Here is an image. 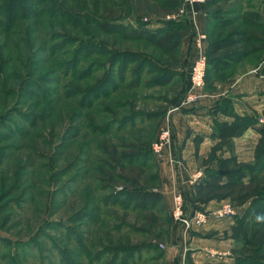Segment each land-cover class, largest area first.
<instances>
[{"label": "rangeland", "instance_id": "1", "mask_svg": "<svg viewBox=\"0 0 264 264\" xmlns=\"http://www.w3.org/2000/svg\"><path fill=\"white\" fill-rule=\"evenodd\" d=\"M163 2V0H46L41 4V7L44 8L42 17L47 22L42 24L39 21V25L34 24L33 27H36V31L30 33L27 39L25 29L24 32H21V30L25 27L28 29L29 19L17 21L16 24L19 26H13L10 32L12 36L6 37V32L0 34V68L1 64L6 65L5 71H0L1 238H8L13 242L27 241L31 239V236L35 238L37 236L35 235L33 237L35 232L39 231V227L47 221H65L74 212L81 209L85 205V195L81 189L87 187L89 183L85 182L79 191L73 193L74 185L72 181L75 173L82 169H85L82 172L87 174V176L93 175L100 177L103 182L111 184L117 189H120L122 184L116 181V174H122L129 178V183L124 184L127 188H148L153 185L152 182L146 181L144 177L148 172L153 175L155 173L154 167H151V165L148 169L139 167L137 165L140 163L139 158L134 160L137 166L129 165L128 159L124 161L128 167H124L120 164L118 157L121 153H130L150 145L153 136H156L162 125L168 108L177 104V102H171L182 92L183 80L178 79L169 87L155 86L150 89L138 91L122 88L121 91L114 93L110 98H99L93 107L97 111H86L88 114L95 116L92 120L97 124L107 122L113 116L116 118L122 116L123 113L118 111V107L124 101H126L124 106L129 107L125 111L129 112L132 109L150 114L166 111L157 120H151L143 116L141 123H139L140 128L138 129H129L121 133L114 131L116 124L112 123L110 125L111 133L94 136L87 132L86 128H82V132L69 141L64 139L66 129L70 128L73 130L79 128L83 120L78 114L81 109L75 102V99L77 100L78 98V92L101 78L103 74L101 63L107 61L108 56L98 55L94 49H90L91 51L85 50L83 57L78 60V63L73 64V73H71V76L57 84H48L45 81L52 80L55 76H59L62 73L60 60L63 57H65V60L72 58L73 50L79 46L80 39L91 40L110 48L137 50L149 55L159 64L164 66L174 65L176 57H179L174 52H164L143 40L123 39L121 38L125 37L123 34H118L119 36H117L116 34L106 33L97 28L98 25H101V22L105 21L112 22V24L117 23V25L129 23L135 25L139 22H146L150 28H155L157 26L156 24L168 20L167 15L174 13L178 9L168 10L167 6H163ZM61 3L70 8L73 17L77 19L81 18L82 26L84 27L81 33H78L80 28L77 23L73 30L69 29V32L73 36H76L77 41L67 45L64 49L62 45L60 46L62 44L60 39L46 43L47 38H42L40 35L41 32H48L49 34H53V32L55 34L59 33L58 25L64 19L58 15L60 11H55L54 14H50V12L58 8ZM238 6L258 11L261 22L264 23V0H215V4L209 8V18L214 21L215 19L232 17L234 14L231 10ZM243 28L235 22L228 27H224L220 34L224 36L226 33ZM244 29L247 30L246 28ZM262 29H264L263 24L262 28L259 25L256 30L248 29V34L262 37V41L256 44L254 42L252 43L254 47H264V32L262 33ZM217 32L218 30L214 32L213 37L218 35ZM19 44L22 47H19ZM42 47H47V50H50L46 52ZM241 47L243 48V45L239 43L232 45L230 48ZM22 48H26V52L23 55L21 53L19 54L22 60L18 66L15 64V60L18 61V49ZM64 50L68 51L69 55L61 56ZM53 52L57 53H55L54 57H51ZM257 54L259 53L253 55L255 57L252 56V58L256 59ZM193 55L192 57H194ZM255 59H251L250 57L237 64L233 72L227 77L231 79L234 72L244 71L247 66L255 65ZM55 60H59L57 65H54ZM89 63L93 64L90 68L93 73L89 74L86 78L83 77L84 79H80L78 76L76 77L74 72L78 74L80 71L79 74L84 76L85 73L82 69L86 68ZM138 63H134L132 67H135ZM145 64L143 67L144 71L147 68V63ZM255 68H257V71L252 72V69ZM252 69H250L249 73L260 74L259 67H253ZM144 75L145 78L142 82H145L150 76H153V74L150 75L149 73ZM40 78L43 79L41 81L39 80V83L38 79ZM67 83H70V88L73 86L71 89L73 99L57 100L59 94L65 89L63 85L66 86ZM39 85L42 88L49 89L47 94L49 96L48 98L45 99V97H42L44 95L39 90ZM74 89H78L79 91L76 90L77 92H75ZM74 92L76 94H73ZM200 92L202 94L205 93L204 87ZM51 98L53 99L51 100ZM124 106H121L119 109L123 111ZM35 117H39L38 120ZM139 119L141 120V118ZM139 119L137 117L135 121ZM37 121H40L37 123V126L32 127L34 122ZM19 129H23V133L27 131L28 135L22 137L24 135L19 134ZM94 138L100 140V143L106 151L108 150L110 155L108 153L105 155L101 152H94L92 158L84 166L79 165L75 167L73 160L79 148L83 147V142L91 141ZM170 145L165 146V148H169ZM223 146L228 147L232 155V146L228 143H224ZM218 156L221 157L220 155ZM103 162H105V165L115 167L110 169V167L104 166L102 164ZM208 164V162L205 163L203 169ZM261 166L262 168L257 173L253 182L249 184L245 182L244 185L236 186L232 189L230 197L217 201L220 203L224 201L225 203H230L232 206L239 205L241 209H245L250 205L251 197L238 203V199L235 198L240 196V194L250 193L251 196H263L264 198V162H262ZM226 191H228V188H225L224 192ZM255 204L256 207L264 208V200H258ZM24 208L25 210L27 208L29 209L23 212ZM112 210L118 216L128 221L130 225L147 230V234L141 233L132 237L128 234L113 235L112 238H122L121 242H128L134 245L147 241H153L161 248H163L161 246L162 244H165L164 247L169 245V240L166 242L165 233L166 230L171 231V225L168 224L166 216L160 211L146 209L135 213H125L122 210ZM174 222L180 223L179 220H174ZM181 226L186 229L191 227H186L182 224ZM51 234L61 245L69 249L73 248V244L65 241L60 234L58 235L54 232H51ZM37 240L39 242V235L37 236ZM7 243L5 240L0 239V257L8 253L9 247L6 246ZM260 244L262 245V251L257 253L255 250ZM34 247L32 246V249H23L27 254L24 260L27 261L22 264H39V252L37 249L35 251ZM246 250L245 252H248V254L256 253L258 258L264 262V231L258 236L255 244ZM34 253L35 255H33ZM148 258H152L153 261L146 262L145 264H161L160 259H157V252L152 253Z\"/></svg>", "mask_w": 264, "mask_h": 264}, {"label": "trees", "instance_id": "2", "mask_svg": "<svg viewBox=\"0 0 264 264\" xmlns=\"http://www.w3.org/2000/svg\"><path fill=\"white\" fill-rule=\"evenodd\" d=\"M45 1L46 0H0V34L6 32V37L12 36L10 32L13 26L17 25V21L29 19L28 29L25 27L21 30V32H24L25 29V36L27 39L30 33L36 31V27H33L34 24L39 25V21L42 24L47 22L44 20L45 18L42 17L44 8L41 7V4ZM163 1V6H167L168 10H174L180 5L181 0ZM204 4L207 12L204 90L208 92L215 90L218 83L225 82L230 78L227 76L233 72L237 64L250 57L251 59H255L252 58V56L256 53L259 54L256 55L257 58L254 62L255 66L260 64V75L264 76V47H254L252 44L253 42L256 44L262 41V37L259 36V38L253 34H248V29L256 30L257 26L260 25L262 28V24L264 25V23L261 22L259 12L238 6L231 10L234 16L215 19L213 21L209 18V8L215 4V0H206ZM55 11H60V13H57L64 19V21L58 25L59 33L55 34L53 32V34H49L48 32H41L40 35L42 38H47L46 43L60 39L62 41L60 46L62 45L64 49L67 45L77 41L76 36H73L69 32L73 30L74 26L76 27V23L80 28L78 33H81L84 27L82 26L81 18L77 19L73 17L70 8L66 7L63 3L59 4L58 8L53 9L50 14H54ZM235 22L238 23V26L244 27L247 30L243 28L241 30L237 29L234 30V32L226 33L224 36L220 34L224 27H228ZM101 25H98L97 28L103 32L113 33L117 36H119L118 34H123L125 36L121 37L123 39L143 40L164 52H174L179 57L175 56L176 61L174 65L164 66L157 63L149 55L143 54L137 50L110 48L91 40H82L79 38V46L77 45L78 47L73 50L72 58L65 60V57H63L60 60L62 73L59 76H55L52 80L45 81L46 83L57 84L63 79L71 76V73H73V64L78 63V60L83 57V52L85 50L91 51L90 49H94L96 54L106 55L108 59L101 63V70L103 71L101 78L81 91L76 89L79 92L75 102L81 109L78 114L83 120L79 128L73 130L70 128L66 129L64 133V139L66 141L78 136L82 132V128H86L87 132L94 136H101L111 133L110 125L113 123L116 124V129H114V131L123 133L129 129L140 128L139 123H141L143 116L151 120H157L165 114L166 110L154 114L133 109L131 112L125 111L129 109V107L124 106L126 104V101H124L120 107H118V111L123 113L122 116L119 118L113 116V118H110L107 122H101L100 124L95 123L92 120L95 116L88 114L86 111H97L93 107L99 98H110L114 93L121 91L122 88L138 91L150 89L155 86L169 87L178 79H181L183 80V86L181 87L183 90L181 89L182 92L180 91L181 93H179L171 103L178 102L187 89V72L189 69L188 66L190 67V65L187 66V64L192 62L193 57H190V50L188 49L186 58L180 60V43L181 38L189 26L181 21L171 20H166L155 28H150L146 22H139L135 25L131 23L117 25V23L112 24V22L105 21L101 22ZM217 30L218 35L213 37L214 32ZM263 32L264 29H262V33ZM239 43L243 45V48H230L232 45ZM19 47H22V45L19 44ZM42 48L46 50V52L50 50H47V47ZM18 50V61L15 60V64L19 66L22 60L19 54L21 53L23 55L26 52V48ZM55 53L57 52H53L51 57H54ZM65 55H69V52L66 50L63 51L61 56ZM135 61L139 63L135 67H132L134 63H136ZM58 63L59 60L54 61V65ZM145 63H147L146 71L143 69L146 65ZM92 65V63H89L86 68L82 69L86 75L84 74V76H81V74H79L80 71L78 74L74 72L75 76H78L80 79L88 77L89 74L93 73L90 69ZM5 69L6 65L1 64L0 71L4 72ZM147 73L150 75L153 74V76H150L145 82H142L145 78L144 74ZM41 79L43 78L38 79V81H41ZM2 84H4V82H2ZM39 86V90H41V93L44 95L42 97H45V99L48 98L49 96H47V94L49 89L45 87L42 88L41 85ZM63 87H65V89L59 94L57 100L73 99L71 95L73 86L70 88V83H67V85H63ZM76 90L74 89L75 92H77ZM75 92L73 94H76ZM52 99L53 98H51V100ZM121 106H124L123 111L119 109ZM108 111L110 110L108 109ZM217 111L231 116L232 120L223 121L216 118L213 119L210 137L218 140V142L212 147L211 152L207 158L204 159V162L207 163L208 161L215 160L216 168L207 165L204 169L203 176L200 177L193 186V209L204 212L205 210L202 209V205H206L211 200H221L230 197L232 189L236 186L244 185L245 182L246 184L253 182L257 173L262 168V162H264V122L259 123L258 115L256 113L236 114L233 110L230 98L226 97L222 98L216 104L214 112ZM103 114L105 113L103 112ZM262 114L264 116V108ZM137 117L138 119L141 118V120L135 121ZM35 118L38 120L39 117ZM38 122L40 121L34 122L32 127L37 126ZM86 123L87 125H85ZM247 128H252L259 134L254 148L252 162L238 161L234 154L227 158L219 157L216 154L215 150L220 149L224 143L233 146L231 139L240 135ZM18 132L24 135L22 137L28 135L27 131L23 133V129H19ZM155 137L156 136H153L148 147L140 148L130 153H121L118 157L120 164L124 167H128L126 162H124L128 159V164L131 166L139 165V167L147 169L150 168V165L154 167L155 173L152 175L148 172L144 177L146 181L153 183L152 186L148 188H127L124 184L129 183V178L122 174H116V181L122 184V187L117 189L115 186L103 182L100 177L93 175L87 176V174L82 172L85 171V169L76 172L72 181L74 185L73 193L79 191L85 182H88L90 185L81 189L85 195V205L74 212L65 221H47L44 225L40 226L39 231L35 232L33 235V237L39 235V242L37 236L35 238L31 236V239L27 241L16 242L8 238L0 237V239L8 242L6 246L9 247L8 253L0 257V264H22L26 262L27 260H24V257L26 258L27 254L23 249H32V246H35V251L37 249L39 252V264H145L146 262L153 261L152 258L148 257L155 252L158 253L157 259H160L161 264H163L165 244H162L163 248L153 241L134 245L128 242H121L122 238H112L113 235L119 236L128 234L132 237L141 233L147 234V230L130 225L128 221L118 216L112 209L122 210L125 213H135L146 209L158 210L166 216L168 224L171 225L172 216L164 204L162 193L158 190L160 184L158 164L151 150V144ZM82 145L83 147L79 148L73 160L75 167L79 165L84 166L85 163L92 158L94 152H101L105 155L108 153L110 155L108 150L106 151L102 146L100 140L96 138L91 141H85ZM136 158L140 159L139 164L135 163L134 160ZM102 164L110 167V169L115 167L105 165V162ZM225 188H228V191L224 192ZM248 197H251L250 205L246 207L240 215L234 216L235 224L233 225V232L231 234L234 240V245L232 247L233 262L206 264H264L256 253L248 254V252H245L247 251L246 249H250L255 244L258 236L264 231V208L256 207L255 204L256 201H263L264 198L263 196H251L250 193H242L235 199H238V203H241ZM28 209L29 208L25 210L24 208L23 212H26ZM51 232L58 235L60 234L65 241L73 244V248L69 249L61 245ZM169 238L170 231L166 230V242H168ZM261 244L257 247L255 252L260 253L262 251ZM33 255H35V253ZM186 256L187 263L193 264L188 259V253Z\"/></svg>", "mask_w": 264, "mask_h": 264}, {"label": "crops", "instance_id": "3", "mask_svg": "<svg viewBox=\"0 0 264 264\" xmlns=\"http://www.w3.org/2000/svg\"><path fill=\"white\" fill-rule=\"evenodd\" d=\"M206 13L205 4L197 3L191 10L179 16L177 20H172L181 21L189 26L181 38V60L186 58L188 49L191 56L195 55L194 38L200 33L206 34ZM156 25H161V23ZM202 42L205 49L207 38ZM253 67L260 69V64L247 66L244 71L234 73L231 79L218 83L215 90L205 91L188 108L172 113V144L155 156L160 177L158 190L163 195V201L169 213L172 211L174 196L177 192L182 194L186 215L191 216L194 212L201 211L193 209V186L203 176L204 159L207 158L212 147L218 142V140L210 137L213 119L232 120L229 115L218 111L214 112L216 104L222 98H230L236 114L256 113L259 118L264 120L262 114L264 77L260 74L249 73ZM258 137L259 134L256 130L247 128L240 135L231 139L232 154L236 156L238 161L253 160ZM216 153L223 158L231 156L230 149L226 146L217 149ZM208 163L210 167L216 168L215 160L208 161ZM198 174L201 175L196 178ZM222 203L225 202L220 203L217 200H211L206 205H202V209L210 214ZM232 208L233 214L229 216L215 218L209 215L205 223L192 225L187 229L172 219L169 245L164 247L162 263L186 264L187 253L189 261L193 264L232 263L234 260L232 253L234 240L231 234L235 224L234 216L240 215L244 209H241L239 205H233Z\"/></svg>", "mask_w": 264, "mask_h": 264}, {"label": "built area", "instance_id": "4", "mask_svg": "<svg viewBox=\"0 0 264 264\" xmlns=\"http://www.w3.org/2000/svg\"><path fill=\"white\" fill-rule=\"evenodd\" d=\"M205 1L206 0H181L177 11L173 14L167 15V19L177 20L179 16H181L183 13L191 10V8L195 4L204 3ZM194 39L195 55L188 70L187 89L185 93L181 96L177 104L168 108V111L164 116L162 125L160 126V129L158 130L156 137L151 144V150L155 156L160 154V152L165 148V146L170 145L172 142L173 132L171 124V114L173 112L182 111L183 109L188 108L190 104L195 102L198 98L203 95L200 90H202L205 83L204 76L206 68V55L205 49L203 48L202 40L206 39V34L200 33ZM256 71L257 68L252 69V72ZM263 121V118H259L260 123H262ZM200 175L201 174H198L196 178L200 177ZM231 214H233L232 205L230 203H224L216 210L212 211L210 214L204 211H197L194 212L191 216H188L184 212L183 198L181 192H177L175 194L174 203L171 211L172 219L179 220L180 223L182 225H185L186 227L192 225H201L205 223L209 215H212L215 218H221L224 216H229Z\"/></svg>", "mask_w": 264, "mask_h": 264}]
</instances>
